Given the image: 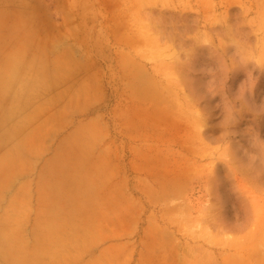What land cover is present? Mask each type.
<instances>
[{"label":"rangeland","instance_id":"1","mask_svg":"<svg viewBox=\"0 0 264 264\" xmlns=\"http://www.w3.org/2000/svg\"><path fill=\"white\" fill-rule=\"evenodd\" d=\"M239 4L264 14V0H0V37L14 40L21 75L41 88L35 101L45 99L46 87L73 88L80 117L102 135L141 198L147 264H264V170L248 169L244 154L252 151L245 130L264 137V115L243 110L229 154L223 98L240 107L247 71L237 68L211 95L208 70L220 78L219 58L193 38L203 19L221 12L241 24ZM241 31L255 42L250 26ZM174 47L182 60L191 49L187 63L175 65ZM59 72L62 79L53 76ZM254 75L245 99L259 107L264 73ZM155 239L166 254L160 262Z\"/></svg>","mask_w":264,"mask_h":264},{"label":"crops","instance_id":"2","mask_svg":"<svg viewBox=\"0 0 264 264\" xmlns=\"http://www.w3.org/2000/svg\"><path fill=\"white\" fill-rule=\"evenodd\" d=\"M15 47L0 37V264H147L124 168L80 117L73 88L46 87L35 101L41 88L21 75Z\"/></svg>","mask_w":264,"mask_h":264},{"label":"clouds","instance_id":"3","mask_svg":"<svg viewBox=\"0 0 264 264\" xmlns=\"http://www.w3.org/2000/svg\"><path fill=\"white\" fill-rule=\"evenodd\" d=\"M243 10L245 19L238 25H231L228 23V13L224 15L223 12L214 17H209L207 21L203 19L201 28L194 34L195 41L200 45H208L213 49L214 54L219 58L218 71L222 74L220 78L216 76V70L209 69L212 73V79L208 81L207 90L215 96L223 91L227 79L234 70L237 68H243L247 71V79L241 85L237 94L236 100L241 102L240 107L236 106V103L229 99L227 96L223 98V113L224 119L222 120V126L225 128V132L222 134L224 143L229 146V154L231 149V141L228 139L230 136L235 135L231 131L232 127L238 123L239 116L245 108L253 112L254 118L264 115V104L259 107H251L248 105L245 99V94L250 93L255 87L258 77L254 75L256 70L264 73V14L256 15L252 13L246 6L239 4ZM251 13V15H249ZM248 25L251 28V35H255L256 40L254 43L248 39L249 34H245L241 31L243 25ZM223 25L224 32L213 34L208 30L209 26ZM208 38L209 42L203 41ZM234 47V52L231 55H226L225 50L229 47ZM176 57L174 58L175 65L178 63H187L191 56V49H184L185 58L181 59V51L175 47ZM252 65V68H249ZM193 102V101H192ZM195 108L199 110L200 121L205 126L204 113L193 103ZM248 136L249 149H244V154L248 158L246 167L248 169H255L257 164L264 170V137H261L259 131L249 126L245 130Z\"/></svg>","mask_w":264,"mask_h":264},{"label":"bare ground","instance_id":"4","mask_svg":"<svg viewBox=\"0 0 264 264\" xmlns=\"http://www.w3.org/2000/svg\"><path fill=\"white\" fill-rule=\"evenodd\" d=\"M18 61H19V60H18ZM26 75H27V74H26ZM28 76H29V75H28ZM30 77H31V75H30ZM30 77H28V78H30ZM28 78H27V79H28ZM31 78H32V77H31Z\"/></svg>","mask_w":264,"mask_h":264}]
</instances>
